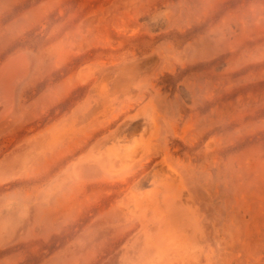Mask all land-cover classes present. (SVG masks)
<instances>
[{
	"label": "rangeland",
	"instance_id": "1",
	"mask_svg": "<svg viewBox=\"0 0 264 264\" xmlns=\"http://www.w3.org/2000/svg\"><path fill=\"white\" fill-rule=\"evenodd\" d=\"M13 55L0 264H264V0H0Z\"/></svg>",
	"mask_w": 264,
	"mask_h": 264
},
{
	"label": "bare ground",
	"instance_id": "2",
	"mask_svg": "<svg viewBox=\"0 0 264 264\" xmlns=\"http://www.w3.org/2000/svg\"><path fill=\"white\" fill-rule=\"evenodd\" d=\"M16 55L19 56L18 53ZM16 55H13L12 57L8 58L0 67V100L6 106L12 105V102H13L12 94H13L14 87L18 86L19 84L22 85L21 82L24 81L25 74L28 71L27 67L26 68L24 67L26 70H23V72L20 73L19 72V69L21 68V67L19 68L20 65L18 66V68L17 67L15 68V64L17 63ZM19 88L21 89V86Z\"/></svg>",
	"mask_w": 264,
	"mask_h": 264
}]
</instances>
